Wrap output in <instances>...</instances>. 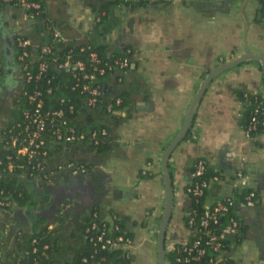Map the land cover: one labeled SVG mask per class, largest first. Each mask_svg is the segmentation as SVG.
Instances as JSON below:
<instances>
[{
	"label": "crops",
	"instance_id": "obj_1",
	"mask_svg": "<svg viewBox=\"0 0 264 264\" xmlns=\"http://www.w3.org/2000/svg\"><path fill=\"white\" fill-rule=\"evenodd\" d=\"M43 4V18L66 39L89 40L109 52L126 46L134 63L133 70L114 72L105 81L106 98L121 93L124 104L110 112L103 108L92 112V120L107 130L106 150L96 152L83 143L59 145L47 158L51 169L66 161L90 168L82 176L62 174L50 185L65 196L61 210L41 221L58 239L54 262L71 260L72 235L83 217L97 208L99 218L109 222L115 214L130 234L125 247L128 264H157L161 155L210 69L242 53L264 58V0H43ZM103 5H108V14L97 23L95 9ZM42 36L36 25L31 39ZM4 44L0 42L1 55ZM241 92L263 94L256 61H244L207 84L185 136L168 158L172 208L164 251L165 243L169 247L188 238L183 218L190 199L184 187L191 180L194 161L202 159L218 175L208 182L204 204L234 192L255 193L251 205L236 207L240 229L225 252L230 264H264V132L249 135L243 129ZM141 170L150 175L141 176ZM52 198L48 193L41 199L47 203ZM36 205L13 211L4 236L11 240L12 233L7 232L11 227L26 232ZM67 207L71 211L61 215Z\"/></svg>",
	"mask_w": 264,
	"mask_h": 264
},
{
	"label": "built area",
	"instance_id": "obj_2",
	"mask_svg": "<svg viewBox=\"0 0 264 264\" xmlns=\"http://www.w3.org/2000/svg\"><path fill=\"white\" fill-rule=\"evenodd\" d=\"M6 8H14L20 12L19 18H14L10 10L5 12L8 15L5 25L12 33V47L17 71L24 82L36 81L48 67V63L45 60H40V57L50 53L52 44L55 43L62 46L68 39L52 23L43 18L44 5L40 0H0V12H4ZM36 25H40L42 33L44 31L50 33L51 43L41 45L38 51L33 53L29 49V36ZM79 51L83 52L84 48L80 47ZM125 52H130L132 55L130 48H127ZM88 61L90 62V71L86 72L84 62L80 59H71L70 52H67L64 58L57 63L56 68L64 72L75 71V73H71L73 78L71 89H79L80 92L86 93L85 105L92 108L97 105L99 97L103 95L105 89V81L101 84V82L96 80V76L106 77L107 74H112L116 70V72H123L130 63L127 55L114 58L110 62H104L93 51L88 53ZM221 61L222 58H218V62ZM1 66L0 63V69ZM50 92L51 88L46 87L44 93L49 94ZM24 94H26L27 103L31 107L22 108V119L15 124V127H19L17 132H11V128L0 130V146L12 148L16 158L25 159V164L30 165L28 175L31 177L34 176V173L36 174V178L30 179L35 180V186L40 188V190L52 185L55 179L62 174L70 176L85 175L90 168L73 161L57 164L52 169L45 167L43 161L49 157V147L55 143L67 145L79 144L84 141H87L88 145H95L98 139H104L107 136V130L101 127L85 132L75 128V125L67 118V113L71 114L73 112V106L65 103L62 97L58 101L64 104V108L43 109L41 91L34 90L31 93L24 92ZM120 101V97L115 96L112 101L103 106L104 111L110 112L114 107L119 106ZM253 120L254 118H252ZM254 127L253 123L249 125L250 129H254ZM5 132H7V135ZM1 137L7 138L1 140ZM5 158L4 169L7 172L25 167L24 164H14L9 156ZM204 164L202 159H197L194 162L193 170L190 172L191 180L184 187V192L189 199L193 198L194 201H198L202 197V210L198 217H196L194 210H186L184 225L189 235L184 243L178 244L184 245L189 239L191 241L185 247L184 252L175 257L176 264H200V259L208 252L213 255L212 264H226L223 241L238 230V221L234 217L232 210L237 205V199L233 193L214 201L210 205L203 203V196L209 180L217 178L195 179L203 174ZM141 171L144 173V170ZM253 198L254 193L252 191L246 193L243 196L244 204L241 205H251ZM12 208L14 206L11 205L6 197H0V213L7 211L6 213L10 215L13 213L11 211ZM222 217L224 221L220 223ZM90 219L89 226L85 230L94 232V235L89 237V241L98 249L121 248L125 250V247L130 244V237L113 234L118 231L117 225L113 223V215L109 222L99 218L97 213H91ZM31 242H34V239ZM176 245L167 247L166 251L179 252ZM0 247H4L1 242ZM45 247L46 245L43 246V248ZM32 250L34 251V248ZM81 261L85 262V258H82Z\"/></svg>",
	"mask_w": 264,
	"mask_h": 264
},
{
	"label": "trees",
	"instance_id": "obj_3",
	"mask_svg": "<svg viewBox=\"0 0 264 264\" xmlns=\"http://www.w3.org/2000/svg\"><path fill=\"white\" fill-rule=\"evenodd\" d=\"M43 4V0H40ZM129 3V2H126ZM133 3V2H131ZM140 3V2H138ZM44 5V4H43ZM10 10L14 18L20 17V12L18 15V10L14 8H6L4 12ZM108 5H103L98 9H95V14L97 18V23L102 21L104 16H107ZM103 13V14H102ZM48 21V20H47ZM49 22V21H48ZM29 43V49L35 53L38 51L39 47L44 44L51 43L50 33L47 31L43 32L41 39H31ZM83 47L84 51L80 52L79 48ZM128 47L120 46L113 52H109L104 48V45H96L91 41L86 40L84 42L77 43L72 40H68L64 45L59 46L57 44H52L50 53L42 55L40 60H45L48 63L47 70L41 75V77L36 81L24 82L21 78V89L19 94L10 99L7 104V108L0 107V130H6L11 128V132H17L19 127H15V124L22 119L21 110L22 108H30L31 105L27 103L26 93H31L34 90H39L42 93L43 98V109H57L64 108V104L59 103L58 99L63 98L65 103L71 104L73 106V112L71 114L67 113V118L71 121L75 128L84 130L85 132L92 129H97L103 127L102 124H99L92 120V112L99 110L102 111V108L105 104L112 101L115 96H119L121 101L120 107L124 104V99L121 93L115 94L112 97L106 98V88L104 89L103 95L99 97V102L95 107H87L85 105L86 93L80 92L79 89H71L73 84V78L71 73H75L74 70L64 72L58 70L56 65L60 62L67 52H70L71 59H80L85 64V71H90V62L88 61V53L95 52L98 58L104 62H110L112 59L117 57H122L127 55L129 57V63L132 62L131 54L126 53L125 50ZM15 61V58H14ZM0 76L3 75V59L0 53ZM16 64V61H15ZM130 65V64H129ZM129 65L127 69H129ZM17 67V65H16ZM126 69V70H127ZM125 70V71H126ZM17 71V68H16ZM117 71V70H116ZM115 71V72H116ZM18 72V71H17ZM19 74V73H18ZM113 74V73H112ZM20 75V74H19ZM111 74H107L106 77L96 76V80L103 84L106 81L107 77ZM105 84V83H104ZM46 87L51 88L49 94H45L44 90ZM108 92V91H107ZM242 103L244 104V110L241 116V125L243 129L249 135H254L259 132H264V98L262 93H249L241 92L239 95ZM252 118L254 120L252 121ZM263 122V124H262ZM254 124V129H250L249 125ZM7 135V132H5ZM7 137H1V140L6 139ZM84 145H87L90 149L95 150L96 152L105 151L107 148V143L104 139H98L97 144H89L87 141L83 142ZM58 143L50 145L48 154L50 155L51 148H57ZM6 156H9L14 164H24L25 167L22 169H14L12 172H7L4 169ZM197 160V159H196ZM195 160V161H196ZM194 161V162H195ZM77 163V162H75ZM204 171L199 178L195 179H208L211 177H218L217 173L213 171L208 164L204 161ZM45 167H49L47 160L43 161ZM194 165V163H193ZM193 165L190 168V172L193 170ZM50 168V167H49ZM30 171V165L25 164L24 158H16L15 153L12 148H3L0 146V197H6L7 200L14 206L11 211H15L18 208L26 207L28 209H33L37 204L39 197V190L35 186V180L30 179L35 177L29 176L28 172ZM150 173H143L141 176H149ZM36 178V177H35ZM252 190H245L242 192H234L236 197V206L233 207V215L238 221V229H240V223L238 219L237 209L238 205L244 204L243 196ZM254 193V191H252ZM42 198V197H39ZM255 198V193H254ZM253 198V200H254ZM194 210L196 217L200 214L202 210V197L198 201H194L193 198H190L189 206L187 211ZM7 211H2L0 213V242L4 247H0V264H55L54 258L58 250V239L55 237V231L50 230L46 225L41 226V221H34L26 232H22L17 229L18 227H11L7 229V232H10L9 236L11 240L7 238L5 233V223L10 219ZM91 213H97V208H92L90 213L85 215L81 222L78 223V231L73 233L75 239V245L72 248V258L69 262L64 264H128L129 257L127 252L121 248H114L110 250L98 249L95 245L89 241V237L94 235L93 231H86L85 229L89 226V221L91 220ZM114 219L113 223L117 225L118 231H115L113 234H121L126 237H130L129 233L123 231L122 222L113 214ZM99 217V216H98ZM60 218V217H59ZM184 216V220H185ZM61 219V218H60ZM224 221L222 217L220 223ZM47 222V221H46ZM104 223V222H102ZM14 231V232H13ZM238 231V230H237ZM204 232V230H203ZM237 234L229 235L223 241V248L225 252L227 251L228 244L234 240ZM34 239V242L31 240ZM189 239L186 244L181 245L177 244L176 247L179 249V252L176 251H165L164 260L165 264H176L175 257L184 252V249L189 245ZM18 245V246H17ZM46 245L45 248L43 246ZM34 248V251L32 250ZM212 253L208 252L204 255L199 263L200 264H212ZM85 258V262H82L81 259ZM225 263L230 264V259L224 253Z\"/></svg>",
	"mask_w": 264,
	"mask_h": 264
},
{
	"label": "water",
	"instance_id": "obj_4",
	"mask_svg": "<svg viewBox=\"0 0 264 264\" xmlns=\"http://www.w3.org/2000/svg\"><path fill=\"white\" fill-rule=\"evenodd\" d=\"M260 14L259 12L257 13ZM7 19L6 15H2L0 13V32H3L5 37V44L2 47V59H3V73H10L12 70L16 71V64L14 61V51L12 47V33L7 29L5 25V20ZM253 60L256 61L260 67L262 82H263V98H264V58L258 54H250V53H242L236 57H232L227 61L219 63L215 65L212 69H210L205 75L204 79L200 83L194 97L192 98L187 111L185 113L182 124L176 133V135L172 138L169 144L165 147L161 159H160V171L162 176V187H163V204L162 211L160 216V221L158 224L157 232H156V256H157V264H165L164 260V234L165 229L168 223V220L171 215L172 208V192H171V179L170 173L167 167L168 158L174 149V147L183 139L185 136L189 125L191 123L193 113L195 107L205 90L207 84L219 73L226 71L232 67L239 65L240 63ZM130 69H134V63L131 62L129 65ZM45 190L39 194V197H46L47 194H53V198L50 199L47 203H44L41 198L38 197V204L34 211H30V219L32 222L38 220H51L54 215L61 210L60 204L63 202L64 194L61 193L59 188H52L47 186L44 188ZM65 203L63 202L62 205ZM75 204V203H73ZM72 208H65L61 215L65 216L67 212H70ZM78 208L77 210H80Z\"/></svg>",
	"mask_w": 264,
	"mask_h": 264
},
{
	"label": "flooded vegetation",
	"instance_id": "obj_5",
	"mask_svg": "<svg viewBox=\"0 0 264 264\" xmlns=\"http://www.w3.org/2000/svg\"><path fill=\"white\" fill-rule=\"evenodd\" d=\"M5 35L0 32V42L3 44ZM21 89V78L17 71L4 73L0 76V107L7 108L9 100L16 97ZM19 225V223H17Z\"/></svg>",
	"mask_w": 264,
	"mask_h": 264
},
{
	"label": "rangeland",
	"instance_id": "obj_6",
	"mask_svg": "<svg viewBox=\"0 0 264 264\" xmlns=\"http://www.w3.org/2000/svg\"><path fill=\"white\" fill-rule=\"evenodd\" d=\"M165 248H167V247H166V243H165ZM165 251H166V249H165Z\"/></svg>",
	"mask_w": 264,
	"mask_h": 264
}]
</instances>
